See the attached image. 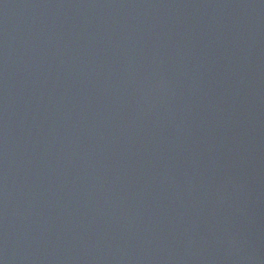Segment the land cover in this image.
<instances>
[{
	"label": "water",
	"instance_id": "water-1",
	"mask_svg": "<svg viewBox=\"0 0 264 264\" xmlns=\"http://www.w3.org/2000/svg\"><path fill=\"white\" fill-rule=\"evenodd\" d=\"M0 264H264V0H0Z\"/></svg>",
	"mask_w": 264,
	"mask_h": 264
}]
</instances>
